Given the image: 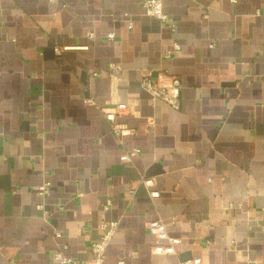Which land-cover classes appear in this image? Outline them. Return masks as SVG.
Listing matches in <instances>:
<instances>
[{
	"label": "crops",
	"instance_id": "crops-1",
	"mask_svg": "<svg viewBox=\"0 0 264 264\" xmlns=\"http://www.w3.org/2000/svg\"><path fill=\"white\" fill-rule=\"evenodd\" d=\"M145 1L0 0V264L89 260L110 221L105 264H264V0H164L166 23ZM148 71L181 79L180 110ZM158 219L174 252L153 251Z\"/></svg>",
	"mask_w": 264,
	"mask_h": 264
},
{
	"label": "built area",
	"instance_id": "built-area-1",
	"mask_svg": "<svg viewBox=\"0 0 264 264\" xmlns=\"http://www.w3.org/2000/svg\"><path fill=\"white\" fill-rule=\"evenodd\" d=\"M54 1V0H50ZM144 14L151 17H156L162 22H169V17L164 10V0H146L144 2ZM133 24L129 23V27ZM169 26L175 30L176 24L170 22ZM115 33H108V40L115 39ZM67 47H56V51H63ZM181 50V45L178 42L173 43L170 49L164 51V56L168 59L172 58L174 54ZM109 68L113 73H119L122 70L121 65L117 63H110ZM141 86L146 90L153 98L162 100L163 102L170 105L175 110H180L181 92H182V81L177 76H171L169 81L166 83H161L153 79V73L148 71L141 78ZM86 102L90 104H95V100L92 97H86ZM126 107L122 104H118L114 107H104L101 111L105 118L111 123V128L117 138L120 140L128 135L134 134V129L128 127L125 124L118 122V117L121 116ZM140 152L139 148H133L121 155V161L130 162L133 157H135ZM147 184H152V180H146ZM50 183L45 182L39 187V192L41 195L48 194ZM159 195L158 191H152L151 196L157 197ZM111 203L108 202L106 208L109 207ZM42 209V206H40ZM118 223L116 221L103 222L100 227L106 231L102 239L96 241L91 246L92 258L89 260H78L73 259L64 255L61 251L54 253L53 264H105L106 251L108 244L110 242L111 236L114 230L117 228ZM149 227L152 233L156 236V244L153 247V251L156 253H169L174 252L175 245L180 242V239L171 237L168 233L165 222L162 219H158L149 223ZM60 236V233H57ZM120 264H124V261H120ZM180 264H202V259L199 257L186 259L180 262Z\"/></svg>",
	"mask_w": 264,
	"mask_h": 264
}]
</instances>
